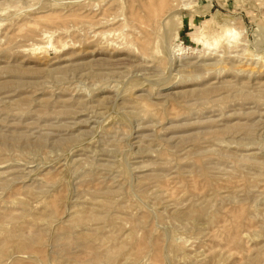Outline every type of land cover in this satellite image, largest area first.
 Returning <instances> with one entry per match:
<instances>
[{
  "label": "rangeland",
  "instance_id": "rangeland-1",
  "mask_svg": "<svg viewBox=\"0 0 264 264\" xmlns=\"http://www.w3.org/2000/svg\"><path fill=\"white\" fill-rule=\"evenodd\" d=\"M0 264H264V0H0Z\"/></svg>",
  "mask_w": 264,
  "mask_h": 264
}]
</instances>
